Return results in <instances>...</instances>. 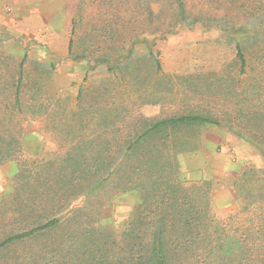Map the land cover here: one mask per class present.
<instances>
[{
    "label": "trees",
    "instance_id": "trees-1",
    "mask_svg": "<svg viewBox=\"0 0 264 264\" xmlns=\"http://www.w3.org/2000/svg\"><path fill=\"white\" fill-rule=\"evenodd\" d=\"M168 3L173 25L155 23L127 38L112 22L80 31L72 20L67 54L87 66L73 107L43 85L26 83L27 53L16 74L0 67V165L15 163L11 189L0 197V254L53 233H63V243H83L94 226L85 219L88 200L111 185L115 193L135 192L139 198L122 234L127 250L122 264H264V167L246 166L233 177L246 224L235 236L227 221L214 219L208 183L183 181L179 161L181 153L200 148L197 130L206 126L227 130L264 160V23L221 26L246 33L241 40L229 32L234 71L178 77L182 107L151 117L140 107L167 99L174 103V92L157 86L162 66L152 54L154 84L137 88L138 45L147 35L163 37L177 23L199 22L186 12L184 0ZM159 12L155 3L154 19ZM78 46L81 53L75 52ZM100 63L107 82L84 84L89 69ZM32 121L54 149L22 160Z\"/></svg>",
    "mask_w": 264,
    "mask_h": 264
},
{
    "label": "rangeland",
    "instance_id": "rangeland-1",
    "mask_svg": "<svg viewBox=\"0 0 264 264\" xmlns=\"http://www.w3.org/2000/svg\"><path fill=\"white\" fill-rule=\"evenodd\" d=\"M0 1L2 19L19 29L17 33L8 35L0 30L1 71L5 73L12 70L16 74L24 53H27L24 64L26 83L43 85L48 94L57 95L70 107L76 103L78 88L87 71L85 62L72 60L67 54L73 19L76 20V27H81L80 31L85 27H99L112 22L120 27L119 30H125L123 34L120 31L124 38L129 37L134 29L138 32L150 31L155 23L166 27L173 25L176 20L169 0ZM155 3L160 8L157 20L151 13ZM184 4L189 16L199 22L193 25L177 23L171 30L164 32L163 37L147 35V40L137 47L140 65L136 71L139 75L137 88L143 90L154 84V69L149 60L152 54L162 66L161 73L157 75L160 80L157 86L161 91L171 88L174 92L171 97L175 101L169 103L167 99L142 105L139 111L144 115H164L174 107H182L180 76L234 71L235 49L230 36L232 34H229L234 30L221 26L264 23V0H184ZM210 21L215 22V25H209ZM121 25L126 28L123 29ZM235 29L233 35L241 40L246 37L244 31ZM75 52L81 53V48L76 47ZM108 78L105 65L100 63L95 69H89L84 84L94 87L107 82ZM26 130L22 160L40 158L54 149L51 138L40 129L39 123L29 122ZM197 134L202 143L209 139L213 147L218 144L217 152H221V143L228 146L223 147L227 163H220L215 158H212L211 164L206 162L209 178L201 182L206 181L213 193L223 188L234 190L233 211L236 212L224 218L212 214L217 222L227 221V227L236 229L235 236L240 235L246 224L243 222L244 216L238 213L243 203L235 193L237 188L233 185L235 178L232 175L238 174L246 166L260 169L264 167V160L254 147L223 128L201 127ZM242 157L248 158L240 163H228V159ZM14 172L15 163L0 165V197L11 189ZM138 199L135 192L115 193L111 185L104 186L88 200L85 219L94 226L89 229L88 238L83 243H63V233H53L11 247L0 254V264H122L123 255L127 252L122 234L131 213L138 206Z\"/></svg>",
    "mask_w": 264,
    "mask_h": 264
},
{
    "label": "crops",
    "instance_id": "crops-1",
    "mask_svg": "<svg viewBox=\"0 0 264 264\" xmlns=\"http://www.w3.org/2000/svg\"><path fill=\"white\" fill-rule=\"evenodd\" d=\"M36 14V13H35ZM0 30L5 34H14L18 32V28L14 25H11L1 17V1H0ZM222 144V148L219 149L221 152H217L218 144L214 146V144L206 139L202 146L196 151L193 152H185L179 155L180 161V176L183 181L188 182H201L202 180L208 179V166L206 164L210 163L212 158H215L220 163H227L224 159V146L227 144ZM228 147V146H227ZM226 147V148H227ZM248 157H242V159H228V163L242 162V160L247 159ZM232 168V167H231ZM230 172V171H228ZM231 175L233 173H230ZM235 175L233 174L232 177ZM211 206L213 208L212 213L216 214L219 218L230 217L229 214L233 211V204L235 203V195L234 190L229 188H223L216 192H212L210 197ZM240 214V210L238 212ZM212 214V215H213Z\"/></svg>",
    "mask_w": 264,
    "mask_h": 264
}]
</instances>
